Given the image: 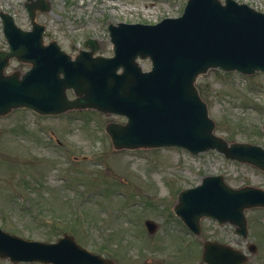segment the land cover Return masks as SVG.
Wrapping results in <instances>:
<instances>
[{"label":"rangeland","instance_id":"rangeland-1","mask_svg":"<svg viewBox=\"0 0 264 264\" xmlns=\"http://www.w3.org/2000/svg\"><path fill=\"white\" fill-rule=\"evenodd\" d=\"M34 1L0 0V11L30 29L26 3ZM187 1L47 0L50 9L39 11L36 20L47 27V43L57 40L73 56L89 37L99 39V53L112 55L109 23H156L180 16ZM237 1L264 12V0ZM3 48L8 42L0 16ZM29 68L13 59L7 72ZM197 85L218 135L264 147V72L214 68L199 76ZM126 121L95 109L40 115L19 108L0 116V227L44 241L67 232L113 264H201L206 240L241 249L248 255L243 264H264L263 207L245 210L246 237L236 225L209 216L201 218L197 236L175 212L181 191L206 176L222 175L234 188H264V170L215 149L197 154L182 147L116 149L106 126ZM146 219L157 224L155 233H149Z\"/></svg>","mask_w":264,"mask_h":264},{"label":"water","instance_id":"water-1","mask_svg":"<svg viewBox=\"0 0 264 264\" xmlns=\"http://www.w3.org/2000/svg\"><path fill=\"white\" fill-rule=\"evenodd\" d=\"M27 8L31 30L1 12L9 49H0V116L24 107L40 114L96 109L127 117L126 123L107 124L116 149L178 146L195 154L216 149L264 170V147L231 143L216 134V122L197 87V78L211 68L248 74L264 71L263 11L237 0H188L181 16L156 24L110 23L111 56L97 53L100 41L95 38H88L85 48L73 56L56 40L45 43L46 26L36 16L37 10L50 9L47 0L27 3ZM13 58L30 68L7 73ZM147 59L151 67L144 69L141 61ZM260 206L264 207L263 188H233L222 175H211L181 191L175 212L197 234L201 218L211 216L237 225V232L246 237L245 210ZM146 224L151 233L156 231L154 221ZM250 250H256L255 244ZM0 256L52 264L113 263L69 233L47 242L2 228ZM202 257V264L248 260L243 251L215 240L205 241Z\"/></svg>","mask_w":264,"mask_h":264},{"label":"flooded vegetation","instance_id":"flooded-vegetation-1","mask_svg":"<svg viewBox=\"0 0 264 264\" xmlns=\"http://www.w3.org/2000/svg\"><path fill=\"white\" fill-rule=\"evenodd\" d=\"M3 261L8 262L9 264H47V263L40 262V261H37V262H28V261L15 262V261H12V260L9 259V258H4V257H1V256H0V264H1V262H3Z\"/></svg>","mask_w":264,"mask_h":264}]
</instances>
